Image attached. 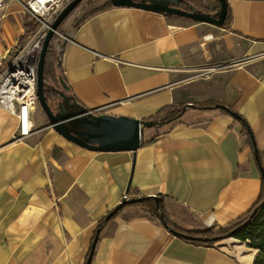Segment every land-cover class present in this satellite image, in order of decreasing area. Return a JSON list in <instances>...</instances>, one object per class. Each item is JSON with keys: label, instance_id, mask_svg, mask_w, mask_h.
<instances>
[{"label": "crops", "instance_id": "obj_1", "mask_svg": "<svg viewBox=\"0 0 264 264\" xmlns=\"http://www.w3.org/2000/svg\"><path fill=\"white\" fill-rule=\"evenodd\" d=\"M26 1L0 8V67L27 34ZM84 1L90 6L61 27L63 52L44 78L48 87L64 90L61 78L79 106L102 109L96 115L145 121L184 108L135 152L104 153L59 135L39 104L32 133L18 140L16 116L0 107V264H85L97 224L123 195L162 198L171 222L193 232L236 221L261 193L242 124L264 170V0H227L221 28ZM197 1L218 9L217 0ZM206 102L241 120L193 108ZM258 253L233 237L209 245L176 238L136 204L103 226L90 264H254Z\"/></svg>", "mask_w": 264, "mask_h": 264}, {"label": "water", "instance_id": "obj_2", "mask_svg": "<svg viewBox=\"0 0 264 264\" xmlns=\"http://www.w3.org/2000/svg\"><path fill=\"white\" fill-rule=\"evenodd\" d=\"M83 0H71L57 15L54 21L51 23L46 37L41 45V49L38 54L37 66H36V96L38 104L44 112L46 119L59 135L66 140L78 145L81 148L104 153H117V152H135L141 147V139L145 128H151L154 123L151 121H140L128 117H115L107 114L96 115L93 111H89L79 106L75 101H72L73 108L70 105L65 107L61 103H58L55 107L48 103L45 96V89H51L45 82L43 74V68L48 50L49 43L57 31L63 20L82 2ZM114 7H128L145 11L158 12L167 14L170 16L180 17L191 20L195 23H205L218 28L223 27L226 14H227V0H217L218 10L214 16L203 15L192 10L191 12L178 8L180 0H108ZM58 67V66H57ZM61 87L64 91H69V88L63 83L61 78L58 79ZM59 92L57 90H54ZM60 93V92H59ZM64 101L67 97H62ZM221 105L215 106V109H223ZM235 119L241 120L234 113H230ZM248 134L251 138V144L253 148V156L258 167L260 177L264 180V170L262 168L260 158L257 152V148L251 137L249 129ZM153 199L158 201V197H144L134 198L129 200H123L119 205L113 209L106 217L104 222L107 223L112 216H114L120 209L126 205L140 204L147 199ZM255 211L253 212V214ZM253 214L251 216H253ZM250 220V219H249ZM249 220L242 225L233 229L227 236L219 239H201L186 235L175 231L171 228H166L169 233L174 237L183 239L186 241H205V242H217L225 238L233 237L239 230L246 227ZM101 229L95 231V235L90 247V251L85 264H90L95 245L98 241V237Z\"/></svg>", "mask_w": 264, "mask_h": 264}, {"label": "trees", "instance_id": "obj_3", "mask_svg": "<svg viewBox=\"0 0 264 264\" xmlns=\"http://www.w3.org/2000/svg\"><path fill=\"white\" fill-rule=\"evenodd\" d=\"M82 2L63 20V22L58 27L57 31L60 32L62 25L74 14V12L82 4ZM108 7H113L110 2L105 3V5L101 9H105ZM178 8L185 10V11H188V12H191L192 10H196V12L201 13L203 15H208V16H214L218 10L217 9L215 11H209V10L205 9L203 6L199 5L197 0H180ZM228 14L229 13H228V5H227V14H226V19H225L223 27L228 24ZM26 27H27V31L32 32L35 29L36 24H33L32 26H30L29 23H26ZM57 40H58L57 37L55 35H53V37L49 43V46H48V50H47L46 58H45V63H44V68H43V74H44L45 78H46V76H50L51 73L54 72L55 64L60 59V56L63 52V47L60 45V43L57 42ZM215 106H217V104L206 102V103L194 105L193 108H195L197 110H205V109L213 108ZM183 108H184L183 106H180V107L170 106V107H167L165 109H162L153 118L145 120V121H151L154 123V125L151 128H145V129L154 130L155 132L158 131V129H160L161 127H163L167 124H170L173 121H175L176 119H178V117L180 116V114L183 111ZM221 111L224 114H228V115H230V113H231V111L228 108H223V109H221ZM242 127H243V133L248 138H250L248 131H247L248 126L245 123H243ZM158 134L159 133H155V135L152 136L150 141H146V142L141 141V146L147 142L153 141L154 138L158 136ZM139 205L144 207L150 215L156 217L165 228H171V229H174L175 231H178L180 233L190 235L193 237H198V238H201V236H204V238H208V237H206V235H209V234L212 235V237H215L217 239H219L221 237H225L233 229L242 225L243 223H245L246 221H248L250 219L248 225L246 227L242 228L241 230H239L235 235H233V238H236V239L241 240V241L249 240L252 244V247L257 248L260 252H262V254H264V180H262V178H261V193H260V196H259L257 202L252 206V208L247 213H245L244 215L239 217L236 221L228 223L227 225L220 227L216 230H206L204 232H195V231L185 232V231L180 230L169 219V217L166 214L165 209H164L163 199L160 197H158L157 202L154 201L153 199L149 198L146 201L140 203ZM126 206H130V205H126ZM254 211H255V213L253 214ZM252 214H253V216H251ZM114 216H112L111 219ZM105 217L99 221V223L97 224L96 230L102 229L103 226L106 224L104 222ZM212 237H210V238H212ZM188 242H191L193 244H198V245H209V244L216 243V242H209V241L208 242H205V241H188ZM254 264H264V257L263 256L260 257L258 254L256 259H255Z\"/></svg>", "mask_w": 264, "mask_h": 264}, {"label": "built area", "instance_id": "obj_4", "mask_svg": "<svg viewBox=\"0 0 264 264\" xmlns=\"http://www.w3.org/2000/svg\"><path fill=\"white\" fill-rule=\"evenodd\" d=\"M4 1L0 0V8ZM35 1H26L24 12L33 21L40 22L42 26L36 30L30 39L26 57H18L14 61H9L6 65L0 67V107L16 116L18 122V140L28 137L33 131L31 113L38 104L36 96V65L41 45L51 23L71 0H51L48 2L46 15H49L50 12L52 13L48 22L40 20V18L46 15H40L33 8L31 3ZM44 23L47 24V27L43 26ZM54 35L58 38H64L58 31H55ZM29 53L31 55H28ZM101 110L96 109L93 113H100ZM123 200H127L126 195H123Z\"/></svg>", "mask_w": 264, "mask_h": 264}, {"label": "rangeland", "instance_id": "obj_5", "mask_svg": "<svg viewBox=\"0 0 264 264\" xmlns=\"http://www.w3.org/2000/svg\"><path fill=\"white\" fill-rule=\"evenodd\" d=\"M90 5L88 4V2H86V1H84L83 3H82V6L80 7V9L78 10V13L79 12H82L83 10H85L86 8H88ZM52 13L50 12V14L49 15H46V16H44L43 18H40V20L41 21H46V22H48L49 21V18H50V15H51ZM33 24H36V27H35V29L32 31V32H29V31H27V34L25 35V37H24V39H23V41H21V42H18L17 43V45L13 48V49H11V51H10V53H9V55H8V62L10 61V62H12V61H14L15 59H17L18 57H21V56H24V57H26V52L28 51V44H29V41H30V39L32 38V36L34 35V33L36 32V30L40 27L41 28V23L40 22H37V21H33L32 19L30 20V22H29V25L30 26H32ZM58 33L61 35L62 33L61 32H59L58 31ZM195 105H197V104H195ZM32 113H33V111H32ZM32 113H31V115H32ZM44 122L46 123V121L44 120ZM153 132V135H155V133H158V131H152ZM148 213V212H147ZM149 214V213H148ZM150 215V214H149ZM150 216H152V215H150ZM153 218H155V219H157L156 217H154V216H152ZM158 220V219H157ZM195 223H196V221H195ZM198 224V223H197ZM220 228V227H219ZM200 229V228H199ZM216 229H218V228H213V227H206V228H201L200 230H196L195 232H204V231H206V230H216ZM181 230V229H180ZM183 231V230H182ZM186 232V231H185ZM259 234V233H258ZM206 237H208V238H204V236H201V239H212V238H215V237H212V235H206ZM210 237H212V238H210ZM198 238V237H197ZM259 256L260 257H264V254H262V252H260L259 251Z\"/></svg>", "mask_w": 264, "mask_h": 264}, {"label": "flooded vegetation", "instance_id": "obj_6", "mask_svg": "<svg viewBox=\"0 0 264 264\" xmlns=\"http://www.w3.org/2000/svg\"><path fill=\"white\" fill-rule=\"evenodd\" d=\"M54 90H57L59 92H56ZM66 96L67 100L64 101L62 99V97ZM47 99L50 105H53V107H55L58 103H61L62 105H64L65 107H67L68 105H70V108H73L72 106V98L69 94H67V92H65L64 90H62L60 88V86L58 85V83H53L52 84V88L47 90Z\"/></svg>", "mask_w": 264, "mask_h": 264}, {"label": "bare ground", "instance_id": "obj_7", "mask_svg": "<svg viewBox=\"0 0 264 264\" xmlns=\"http://www.w3.org/2000/svg\"><path fill=\"white\" fill-rule=\"evenodd\" d=\"M51 0H36L35 2L31 3L33 8L42 16L46 15L48 8L47 3ZM44 27H47V24H43ZM33 50V49H32ZM31 50V51H32ZM28 55H31L30 53ZM34 111V110H33Z\"/></svg>", "mask_w": 264, "mask_h": 264}]
</instances>
